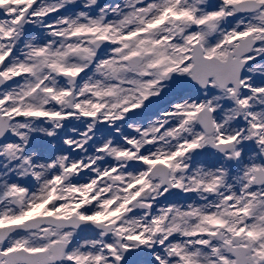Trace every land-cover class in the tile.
<instances>
[{
	"label": "snow or ice",
	"instance_id": "1",
	"mask_svg": "<svg viewBox=\"0 0 264 264\" xmlns=\"http://www.w3.org/2000/svg\"><path fill=\"white\" fill-rule=\"evenodd\" d=\"M0 264H264V0H0Z\"/></svg>",
	"mask_w": 264,
	"mask_h": 264
}]
</instances>
